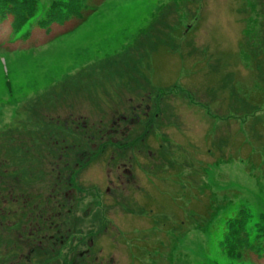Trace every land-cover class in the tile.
I'll list each match as a JSON object with an SVG mask.
<instances>
[{
	"label": "rangeland",
	"instance_id": "rangeland-1",
	"mask_svg": "<svg viewBox=\"0 0 264 264\" xmlns=\"http://www.w3.org/2000/svg\"><path fill=\"white\" fill-rule=\"evenodd\" d=\"M34 1L22 21L0 1V198H45L64 150L69 165L84 149L101 159L105 150L113 168L111 121L142 105L148 116L121 141L131 147L121 162L147 165L143 188L130 190L154 184L152 205L131 208L120 188L93 228L82 224L80 200L54 221L71 229L64 243L101 233L110 249L98 250V264H264V59L255 61L264 36L250 0H102L65 32L100 0ZM24 222L0 218V242L65 238L51 223L30 237Z\"/></svg>",
	"mask_w": 264,
	"mask_h": 264
},
{
	"label": "flooded vegetation",
	"instance_id": "flooded-vegetation-1",
	"mask_svg": "<svg viewBox=\"0 0 264 264\" xmlns=\"http://www.w3.org/2000/svg\"><path fill=\"white\" fill-rule=\"evenodd\" d=\"M250 3L251 9L254 13V23L257 26H261L263 29V31L260 33L262 38L264 36V0H250ZM258 10H261L262 12L258 13ZM261 57L264 59V49L262 52L259 51L255 57V61L256 59L258 61V59ZM256 64L255 62L253 63L255 68ZM254 71L255 69L251 67V73L253 74V77ZM257 71H259V68ZM145 109L147 110V107ZM140 114L143 115V118L148 116L146 115L145 110L142 111V105L133 109L131 115L130 113L129 115L121 114L111 121L108 134L111 135L110 144H112V146L110 149H112L115 153L109 150L110 156L108 158L110 161L107 163L108 166H110L112 163L111 161L115 160L114 155H118V162L113 164V168L107 169V164H104L103 162L105 150L101 153V156L103 157L101 159L97 153L84 149L83 151L77 153V158L79 161L70 165L67 163H62L65 156L64 153H67L64 150L62 153L57 154L56 183L50 188L49 195H45V198L43 195L36 198L34 195L30 196V194L23 193L8 194L7 197L3 195L0 198V218L7 219V216L17 220L19 218H24L25 222L21 224L24 226L23 229H25L26 226L29 227L28 229L30 237L34 236L35 234H41L46 225H49L48 227H50V223L56 225L55 230L58 233H61L62 230L65 229V238L63 239L62 236H58L51 244L45 242V240L49 238L47 236H44L42 240H38L36 243H24L23 239L18 237L15 238V242L13 243L0 242V264H41L42 262L44 264H49V262L46 263L45 260H43V256L49 257L51 254L55 255V260L52 261V264H84V262L90 264L99 263L98 250L103 253L104 249H110V247H108V243H106V239H100L101 233H91L93 229H90V236L86 238L85 242L80 241L81 237H79V239L73 237L71 239L72 242L66 244L64 241L69 239L71 229L68 227V229L63 228L61 224V226H58L57 223H54V221H56V219H60V217L64 214L68 216L70 213H72L74 205L79 203L81 200L80 204L85 202L87 203V205L82 208L83 211L80 213L82 224L84 223L87 225L88 223H91L92 227L94 228V224H96L95 222L97 221L95 218L99 214V211H101L100 207L104 209V214H106L110 208L109 205H111L107 202L112 197H119L115 194L120 188L121 192H127L125 195L126 199L124 201L131 208H134L135 206V208H138L139 210H145L144 208H148V206L152 205V203L147 202L146 198L150 197L151 188L154 184H151L152 187H150L148 191L145 190L143 193L137 194L135 196L131 195L133 190H130L133 186L136 188L140 187V189L143 188L137 178L140 171L146 168L147 165L132 161L128 163L121 162L123 156L131 148L130 146L126 147V143L121 141L123 139H129L132 135H135L140 130V122L143 119L142 116L140 117ZM155 118L156 123L165 120L163 113H160V116L155 114ZM143 137L144 135L139 137V143H146V139ZM95 146L96 145H92L91 150H95ZM133 158L134 157L131 156L128 159L132 160ZM157 168H160V165ZM150 169H152L151 171H154V168ZM165 171L169 174L178 176L175 174L176 169L170 168L169 166L165 168ZM149 176H151V174H149ZM50 182L51 181H48V184ZM89 182H96V184L90 186L88 185ZM81 184L87 185L85 186L87 189H83ZM65 186L67 187L66 191L63 190ZM77 190L81 192L80 195H77ZM89 191L92 193L95 191V193L100 194V199L97 200L95 193L94 195H90ZM75 207H77V205H75ZM148 211L151 214L155 212V210L154 212L151 210ZM125 219L126 223H130L132 222L133 218L126 217ZM3 222L8 223L9 221L3 220ZM80 229L82 231V229L85 228L83 226L80 227ZM107 231L108 229L106 227L102 230L103 233H106ZM82 234L83 233H80V235ZM19 235L22 234L19 233ZM65 247L67 248L68 252L64 254L63 259H57L56 255L59 254L58 251ZM19 250L24 252H19ZM38 250L43 253L42 257ZM96 250L97 252L94 253ZM83 256H86L87 259H83ZM110 262H112V259Z\"/></svg>",
	"mask_w": 264,
	"mask_h": 264
},
{
	"label": "trees",
	"instance_id": "trees-1",
	"mask_svg": "<svg viewBox=\"0 0 264 264\" xmlns=\"http://www.w3.org/2000/svg\"><path fill=\"white\" fill-rule=\"evenodd\" d=\"M2 2L3 5H6L7 7L10 6V8L13 10V7L15 9L14 13L12 15H14L15 19L14 20H17V21H22V20H27L28 18H30L34 11H35V5H36V2L34 0H0ZM102 0H100L97 4L95 3L94 6H90V10L91 11H83L85 14L84 15H81L80 14V19H76L75 21L71 22L70 21H67V23L69 24V26L64 30L67 31L69 29H72L74 27V25L76 24H80L84 19L85 17L87 16V14L91 13L93 11V9H95L96 7L99 6V4L101 3ZM13 6V7H12ZM81 21V22H79ZM66 23H64L63 25H65ZM191 29H189L190 31ZM194 32V30H192ZM64 32H61V33H64ZM187 34H185L186 36ZM189 35V34H188ZM187 35V36H188ZM184 36V37H185ZM186 36V37H187Z\"/></svg>",
	"mask_w": 264,
	"mask_h": 264
}]
</instances>
